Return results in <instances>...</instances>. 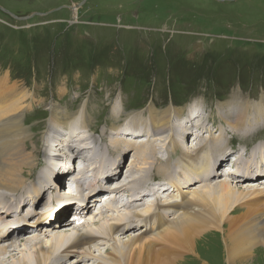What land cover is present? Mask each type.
<instances>
[{
  "label": "rangeland",
  "instance_id": "1",
  "mask_svg": "<svg viewBox=\"0 0 264 264\" xmlns=\"http://www.w3.org/2000/svg\"><path fill=\"white\" fill-rule=\"evenodd\" d=\"M77 5L80 7L75 8ZM73 9L76 10L75 13ZM10 14L19 19L13 18ZM24 17L27 19L20 20ZM6 73L10 85L19 86L23 89L24 95L30 96L25 101L29 108L23 112V123L26 129L29 128L30 133L25 142L26 145H30L27 148L33 151L31 161L34 160L35 169L37 168L35 171L39 172L42 165L45 166L43 170H48V173L38 180L39 185H35L32 190L34 192L37 189V192L41 193L44 188L41 183L50 184L46 189L48 195L38 200L35 212L43 214L46 210L47 214H53V218H56L59 204H77L75 205L77 208H85L86 204H90L93 209L86 210L81 217L83 222L87 223L85 226L87 230L92 232L96 231L97 226H106L109 219L131 213L132 209H119L120 205L109 195L114 191L112 187L124 184L128 191L122 190V199L127 201L131 199L128 196L130 190L139 186V179L145 177L146 173L141 164L131 167L130 161L133 153L140 154L146 150L149 152L148 148L152 143L156 155L159 156L157 158L164 160L160 164L168 167L175 162L183 164L175 150V155H172V151H167L165 147L169 141L168 135L172 133L174 139H180L177 137L178 134L184 136L183 143L179 145L180 149L189 150L190 147L204 142L206 147L221 148L217 153L225 150L226 155L222 159L224 161L219 163L218 168L216 167V176L213 178L211 175L208 176L211 181L206 183L200 180L188 183L187 179L181 181L182 173L175 175L180 179L175 177V181L172 182L174 186L162 187V190L157 191L155 198L145 200L147 206L152 208L156 198L158 202H167L170 198L175 199L178 194H182L183 200L189 199L195 193H200L206 185H216L223 181L231 184L232 190L241 193H245L247 189L251 191L264 189V174L262 175L261 170L255 166L264 164V122H255V119L264 121V115L257 114L260 110L264 113V0H0V82ZM232 94H237V97L249 102L250 110L245 113L247 121L244 123L250 127L249 132L235 131L232 118L228 119L230 122L226 125L220 116L221 108L224 114H227V118L234 114L230 111L231 107L229 109L226 107ZM51 100L66 105L70 112H76L79 106L86 103L89 116L92 118L89 125L91 124L90 128H95L94 134L88 129L84 132L77 129L76 120L73 127L77 132L72 142L77 146L80 139L85 138L88 143L94 139L92 145L95 144L96 148L88 149L89 153L84 152L82 155L87 157L85 162L88 164L80 165H88L89 170L85 172L88 177L92 175L91 182L96 181L93 175L99 174L97 190L102 192L97 203L91 196L86 202H83L82 198V202L79 203L78 197L73 201L61 202L66 197L71 199L67 194L71 186L69 179L77 176L79 164L73 165L75 163L71 160L73 166H67L70 164L65 151L68 150V142L59 136L51 137L48 141L44 139L47 128L45 124L49 116L47 105ZM118 102L124 104L125 110ZM23 103L20 106L24 105ZM150 103L158 109L173 105L183 109V112L187 111V114L190 107L196 106L197 110L206 107L212 116L206 120L209 113L204 112L202 116L199 114V118L191 122L192 131L186 121L183 123L174 121L175 129L172 132L168 130V135L150 133L146 136L149 141L145 139L147 142L140 143L143 139L141 136L133 146L129 144L124 134L125 126L129 122L124 114H127L128 118L139 113L146 116ZM114 108L124 112H118L116 122L112 120L114 116H110ZM200 119L204 120L207 126L202 125ZM127 131L133 133L131 130ZM227 131L230 135V143L226 142L227 147H221L220 138L209 142L217 136H226ZM106 133L107 142L114 139L122 141L123 146H119L121 147L119 153L122 156L119 164H99L102 155L109 156L107 142H102ZM188 133L191 134L186 137ZM90 134H93L92 138ZM135 135L139 134L134 133L133 137ZM31 140L35 142L34 146ZM128 144L130 147L126 148ZM250 145L252 148L263 146L255 152L253 161L249 153ZM112 147L113 144L110 150ZM50 149L56 154H52ZM49 156L51 159L53 157V161H48ZM90 157L95 160L92 164ZM236 158L238 164H246L245 168L247 164L251 165L249 169L251 178L247 176L250 179L243 180L246 173L232 175L223 173L234 165L231 162L233 163V159ZM216 159V162L220 161ZM47 164L53 165L48 167ZM152 167L153 163L150 168ZM29 168L28 172L24 173V181L35 176L34 174L29 178L33 167ZM110 170L111 174H107ZM119 173L117 183L111 184V181L106 179L108 175ZM190 173L192 178H196L193 172ZM88 177L83 180H87ZM166 177L171 179V176H157L158 181H165L155 183L150 192H155L157 185L160 187L159 184L169 185L170 179ZM55 178L59 180L54 181ZM60 179L64 183L56 184L55 189L50 188L55 182H60ZM25 189L23 185L20 188L22 192ZM2 196H5V193L0 194V201L9 198ZM142 196L145 197V194ZM110 198L112 201L109 202ZM259 199L264 200V194L259 196ZM242 204L246 206L243 202L237 209L241 210ZM29 205L27 202L23 213L27 210L26 207L30 208ZM7 209L9 208L6 207L5 210ZM108 209L109 212H106ZM263 212L264 210L261 212L262 217ZM88 214H91L94 223H88ZM35 217L27 218L29 225L35 221ZM63 219L56 220L57 223L52 227L49 226L51 222H44L49 225L43 223L35 228L28 227L29 231L21 233L22 236L18 234L14 241H8L14 243L10 246L11 249L7 248L11 257L4 259L0 257V264H12V261L20 256L17 254L18 251L12 252V248L22 252L24 249L29 251L34 243L50 239L57 232L71 234V231H65L68 230L65 226L71 222ZM142 226L144 224L135 227L123 223V228L116 234V239H127L131 234L139 232ZM30 233L37 237L32 238L34 234L28 236ZM217 239L206 238L197 244V252L209 264H222L226 257L225 250L221 244H217L219 242ZM110 243L98 240L90 251L93 256L109 252ZM263 248L260 245L252 250L249 264H264ZM208 251L221 252L218 254L217 263L208 256ZM75 255L73 252L68 261H76ZM61 261L64 262L65 259ZM94 263V259H85L84 262L79 261L76 264ZM194 263L204 264L199 259Z\"/></svg>",
  "mask_w": 264,
  "mask_h": 264
},
{
  "label": "bare ground",
  "instance_id": "2",
  "mask_svg": "<svg viewBox=\"0 0 264 264\" xmlns=\"http://www.w3.org/2000/svg\"><path fill=\"white\" fill-rule=\"evenodd\" d=\"M73 11L74 13L76 12L75 9H73ZM73 16H75V14H73ZM24 94L23 89L19 86L15 84L10 85V80H8V75L6 73L0 82V194L3 192L5 193V196H9L5 201H0V205L1 203H4L1 205L2 207H0V257L2 259H4V257H11L7 248H10L14 243L8 241L12 242L18 237V234L29 231L30 228L28 227L35 228L44 222H51L50 225L46 223L44 224L52 227L57 223L55 222L56 220L63 218L66 222H71L70 225L65 226L66 229H68L65 231H71V234H58L57 232L50 239H42L41 241L34 243L29 251L24 249L22 252L18 249L12 248V252H15L16 250L18 251L17 254H20L16 260L12 261V264H76L79 261L84 262L85 259H94V264H196L194 262H197L198 259L204 264H209L207 263L208 261L197 252V244L203 242V240L205 241L206 238L207 240H211L213 238L215 239V237H217V240L219 241L217 244H221L222 249L224 248L225 250L224 253L226 254V257H224L222 264H249L252 250L260 245L264 247V217H262L261 213L264 210V200L259 199V196H263L264 189L259 188L258 190L253 189L252 191L245 189L246 192L251 191V193H241L238 190H232L231 184L223 181L220 183L218 182L216 185H206L200 193H195L190 196L189 199L185 198L183 200L181 198L182 194H178L177 197L179 198L173 196L175 199L170 198L167 202H158L156 198L152 208L149 205L148 207L145 203L148 198H155L157 191L162 190V187L169 186L170 188L171 186H174L172 182L175 181V177L179 178L178 176H175L179 173H182L181 181H186L187 179L188 183L195 180H200V182L206 183L207 181H211L208 176L211 175L212 178L213 176H216V167L218 168L219 163L224 161L222 159L226 155L225 150L217 153L221 148L217 149L216 146L206 147L204 142L192 148L189 146V150H182L179 148L181 147L179 145L183 143L184 136L181 137L178 134L177 137L180 139H174V133L168 135V130L172 132L175 129L173 126L174 121H178V123L186 121L188 127L192 131L193 125L191 122L194 119L199 118V114L202 116V114L209 113V116L206 118V120H208L212 114L206 109V107H202V109L199 110H197L196 106L190 107L187 114V111L183 112V109L174 107L173 105L167 108L158 109L154 104L150 103L146 116H144V113H139L133 114L128 118L129 116L124 114L125 119H129V122L124 129V134L128 139L127 141L129 144L135 146L136 140L141 136H143L141 137L143 139L140 143L147 142L145 139H148L149 141V138L146 136L150 133L155 135L166 134L169 139L168 144L165 146L167 147V151L171 150L172 155L176 151L175 154H178L183 162V164H177L176 162L170 164L171 167L164 166L165 164H160L164 160L157 158L159 156L156 155L157 152L153 143L151 144L152 146L148 148L149 152L146 150V152L142 151L140 154L133 153V157L132 155L130 156V158L132 157L130 161L131 167H136V164H141V167L145 170L146 176H142L139 179V186L130 190L128 196H130L131 199L129 201L122 199V190L125 189V191H128L124 184L112 187L114 191L109 194L114 198V202L120 205L119 209H132L133 211H131V213H124L125 215L122 217L119 216L118 218L109 219L106 226H97L96 231L93 230L92 232L87 230L85 227L87 226V223L84 222L83 224V220V225L78 228L72 227L74 225L71 220L73 215H83L86 213V210L89 211L90 209H93L90 204H86L85 208H77V206H75L77 204L68 203L62 205L58 203L59 205L57 207L59 209L57 208L56 210V218H53V214H47L46 210H44L43 214L42 212H35L34 208L36 203H38V200L46 194L48 195L46 189L50 184L46 185L45 182H42L41 186L44 188L41 190V193L37 192V189L34 190V192L32 191L35 185H39L38 180H41L42 176L48 173V170H43L45 166L42 165L39 168V172H36L35 170L37 168L35 169L34 160L31 161L33 151L28 149L30 145H26L25 142L30 136L29 128L26 129L23 123V112L29 108L27 105L28 103L26 104L25 101H27L30 96ZM229 97L230 99L226 103V107L228 109L231 107L230 111L234 114L231 115L230 118H227V114H224L221 108V118H223L226 125L230 122H228V119L232 118V122L235 124L233 127L235 131L249 132L250 127L244 124L247 121L245 113H248L250 110L249 102L243 98L237 97V94H232ZM22 102H24V105L20 106ZM118 105L124 109V104L122 105L118 102ZM47 110L49 116L48 119L46 118L47 124L45 125L47 128L44 139L48 141L51 137L59 136L60 139L68 142L69 147L68 150L65 151L70 164H67V166L69 167L70 165L73 166L79 164L77 165V169H79L77 176L69 179V182H71L69 189L76 187V191L72 193L71 190H69V193L67 192V194L71 196V199L66 197V199L64 200L63 198L61 202L73 201V199L77 197L79 203L82 202V198L83 202H86L91 196L92 199H94V202L97 203L102 191H98L96 194L92 193L98 187L97 177L99 174L93 175L96 181L91 182L92 175L91 177H88L85 172L86 170H89L88 165H80L88 164L85 162L87 157L85 158L82 156L83 153H89L90 149L96 148L95 144L92 145L94 139L91 136L94 134L93 130H95V128H90L91 124L89 125V123L92 118L89 116L86 103L79 106L76 112H70L66 105H62L59 101L51 100L47 105ZM224 111L227 113L225 109ZM118 112L124 113L123 110L117 111V109L114 108L110 114V116H114L112 118L114 122H116V115ZM140 114L141 116L139 117L138 115ZM257 114L264 115L261 110L257 112ZM76 120L78 121L77 129H82L83 132L85 129H88L90 132L93 131V134H90V138H92L91 143H88L85 138L80 139V144H77V146L72 142V139L77 132L73 127V122ZM200 120L202 125L207 126V123L204 120ZM255 122L261 123L264 121L255 119ZM127 130H131L133 133H128ZM134 133H138L140 136L135 135V137H133ZM190 134L191 133H188L186 137L190 136ZM104 135L102 142L106 143L107 133L106 136ZM226 137L229 138L227 139ZM218 138H220L219 142L221 147H227V141L230 143V135L228 131L226 136H217L209 142ZM121 143L122 141L115 139L108 140L106 148L109 150V156H105L106 154L102 155L99 159V164H119L122 157L119 153L121 148L119 146H123ZM31 144L34 146L35 142L31 140ZM111 144H113V147L110 150ZM129 144L125 147L129 148ZM260 148H263V146H260ZM260 148H252L250 145L249 153L253 158L252 161L255 159V152ZM107 150L105 152H107ZM50 151H52V149H50ZM52 154H56V152L52 151ZM227 157L228 155L226 158ZM215 158H217V161H222L216 162ZM89 159L91 164L95 162L91 157ZM71 160L74 161L75 164L72 165ZM233 160L235 163L231 162V164L234 165L226 169L227 172L223 173L228 175L246 173L243 180L250 179L251 175L249 174L251 172H249V169L251 168V165L247 164V167L245 168L246 164H238L237 158ZM48 161H53V157L51 159L49 156ZM252 161L250 160V162ZM155 162H158L159 164H155ZM152 163L155 168H150ZM235 164H238V166L234 167ZM50 165L53 164H47L48 167ZM255 166L261 170V174L263 175L264 164H255ZM29 167H33L32 169L34 170H32V175L29 178H32L34 174L35 176L33 179L24 181V173L28 172V169H30ZM93 171H95V169ZM190 171L195 174L196 178H192ZM107 174H111V170ZM119 175L120 173L116 175H108L109 177L106 179L111 181V184L115 182L117 183L119 181H117ZM159 175L171 176V179L166 177V179H170L171 183L169 185L159 184L160 187L158 188L157 185V190L155 192H150L156 185L155 183L165 181H158L159 178L156 177ZM87 177V180H83ZM57 179L55 178L54 181H57ZM60 183H64V181L60 179V182H55L50 188L55 189L56 184ZM22 185L25 186L26 191L23 190L22 192L20 190ZM246 187L252 188L250 186ZM177 189H179V187ZM145 190L146 192H144ZM31 191L32 193H30ZM131 192L133 194H131ZM143 193L145 194V197L142 196ZM165 198H167V196ZM110 201H112L111 198L109 202ZM27 202L30 203V208L26 207L27 210L23 213V209ZM243 202L246 206L242 204L243 208L241 207V210L237 209L240 203ZM6 207L9 209L5 210ZM236 209L238 211H236ZM106 212H109V209L106 210ZM174 212L175 214L178 212L177 215L173 214ZM30 216H36L39 218L37 220L35 217V221H33V223L30 222L32 224L29 225V219L27 220V218ZM87 216L88 223H94L93 219H91V214H88ZM123 223L135 227L141 224H144V226L141 227V230L139 229V232L131 234L127 239H116V234L122 230ZM19 225H22L23 227L19 228ZM70 228L73 230H70ZM32 234L34 233H30L28 236ZM5 236L8 239L3 238ZM14 236L16 237L14 238ZM20 236H22V234ZM31 237L36 238L37 235L34 234ZM101 239L102 241H106V243L112 242L108 245L110 251H105L98 255L94 254L93 256V253L90 251L91 247ZM17 241L19 242V238ZM73 252L76 253L74 257H76L78 261L70 262L68 260L73 255ZM219 253L221 254L219 251L212 253L209 252L208 256L211 259H215L217 263ZM60 258L65 259L67 262L61 261ZM2 262H4V260H2Z\"/></svg>",
  "mask_w": 264,
  "mask_h": 264
},
{
  "label": "water",
  "instance_id": "3",
  "mask_svg": "<svg viewBox=\"0 0 264 264\" xmlns=\"http://www.w3.org/2000/svg\"><path fill=\"white\" fill-rule=\"evenodd\" d=\"M81 4H83V2L81 3ZM80 4V5H81ZM80 5H77L75 8H78V7H80ZM3 10V9H2ZM13 18H15V19H19V18H16L14 15H12V14H10ZM42 15V14H41ZM27 19V17H24V18H20V20H26Z\"/></svg>",
  "mask_w": 264,
  "mask_h": 264
}]
</instances>
